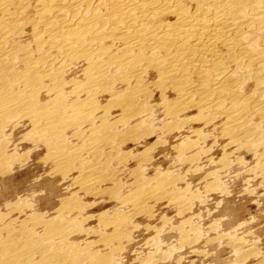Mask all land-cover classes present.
Instances as JSON below:
<instances>
[{
  "label": "bare ground",
  "instance_id": "1",
  "mask_svg": "<svg viewBox=\"0 0 264 264\" xmlns=\"http://www.w3.org/2000/svg\"><path fill=\"white\" fill-rule=\"evenodd\" d=\"M197 120H219L226 145L264 171V0H0V181L43 154L67 191L44 212L36 194L0 207V264L112 263L127 215L99 216L104 251L80 245L85 213L100 203L86 198L143 212L177 182L140 179L147 159L127 146L161 122L157 143ZM202 129L192 132L204 144ZM195 140L191 162L205 146Z\"/></svg>",
  "mask_w": 264,
  "mask_h": 264
},
{
  "label": "rangeland",
  "instance_id": "2",
  "mask_svg": "<svg viewBox=\"0 0 264 264\" xmlns=\"http://www.w3.org/2000/svg\"><path fill=\"white\" fill-rule=\"evenodd\" d=\"M218 121L204 129L201 121H191L170 140L162 139L157 143L166 124L161 122L142 139L130 143L127 151L144 152L143 157L147 159V165L138 171L140 179L155 177L157 181L163 178L177 183L169 187L167 194L157 198L158 201L149 200L147 208L136 216L130 215L127 206H121L120 201L108 195L96 200L86 198L88 205L100 203L86 211L85 216H92V221L83 222L75 235L78 238L73 240L104 251L103 241L107 238L102 240L106 231L98 224L99 216L115 218L129 214L125 219L129 225L128 237L120 249H115L110 264H264V171L256 166V155L246 149L235 151L234 146L226 145V138L219 134ZM199 128L208 135L204 144L198 133L192 132ZM27 129L23 128L19 136ZM195 138L205 146L199 153V161L191 162L193 152L198 150L189 149ZM179 151L186 154L179 157ZM42 155L32 156L25 164L17 166L8 180L0 181L2 212L6 211L4 206L10 199L14 202L19 196L33 200L35 194L40 195L39 208L44 212L55 208L61 195L67 193L66 185L61 184L59 178L52 180L48 174L49 163L44 164ZM125 167L120 175L124 194L135 186L133 170L138 168L137 161L131 160ZM237 242L241 244L238 249L234 248Z\"/></svg>",
  "mask_w": 264,
  "mask_h": 264
}]
</instances>
